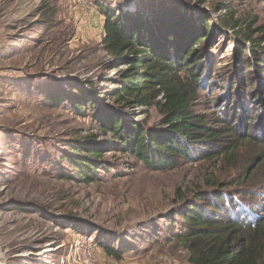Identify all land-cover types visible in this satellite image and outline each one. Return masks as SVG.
Listing matches in <instances>:
<instances>
[{"label": "rangeland", "instance_id": "rangeland-1", "mask_svg": "<svg viewBox=\"0 0 264 264\" xmlns=\"http://www.w3.org/2000/svg\"><path fill=\"white\" fill-rule=\"evenodd\" d=\"M172 1L217 29L210 46L206 40L197 46L207 59L201 77L207 89L194 110L227 112L236 100L246 114L239 126L255 140L232 154L159 170L110 151L103 157L108 172L95 182L61 178L70 172L61 161L66 142L104 138L89 107L77 110L66 95L104 92L112 86L106 80L117 78L109 68L113 58L102 48L100 8L134 12L142 0H0V264H87L78 247L71 251L85 234L95 238L93 264H190L175 238L184 224L175 212L212 187L264 215V112L250 103L264 72L243 71L235 55V36L254 21V27L264 24V1ZM118 110L147 127L160 121L153 107ZM260 156L249 174L252 159ZM106 246L120 253L118 259Z\"/></svg>", "mask_w": 264, "mask_h": 264}, {"label": "trees", "instance_id": "trees-1", "mask_svg": "<svg viewBox=\"0 0 264 264\" xmlns=\"http://www.w3.org/2000/svg\"><path fill=\"white\" fill-rule=\"evenodd\" d=\"M145 1L134 12L100 8L105 20L102 48L113 58L109 68L117 70V78L106 80L112 86L104 92L78 89L66 95L77 110L89 107L104 138L90 136L66 142L61 161H66L70 172L60 173L61 178L95 182L102 172H108L103 157L110 151L130 155L145 167L159 170L174 167L181 160H212L232 154L243 142L255 140L247 128L239 126L246 114L236 100L227 112L225 108L213 114L194 110L200 91L207 89L201 78L207 69L203 62L206 55L197 46L205 40L206 46L211 45L215 26L207 18L182 10L175 1ZM146 12L150 16H145ZM254 23L235 36V55L243 71L247 68L252 69L251 74H262L264 24L254 27ZM256 33L260 37L254 38ZM121 65H125L123 70ZM261 81L250 103L261 105L264 112V78ZM136 106L153 107L160 115L159 123L147 127L118 110ZM249 123L255 124V120ZM260 143L264 151V136ZM261 159H252L249 174ZM218 191L220 188L212 187V192H198L175 212L184 223L175 238L187 251L188 262L264 264V215L236 195ZM105 250L118 259V251L108 246Z\"/></svg>", "mask_w": 264, "mask_h": 264}, {"label": "built area", "instance_id": "built-area-1", "mask_svg": "<svg viewBox=\"0 0 264 264\" xmlns=\"http://www.w3.org/2000/svg\"><path fill=\"white\" fill-rule=\"evenodd\" d=\"M75 244L76 246L73 247L71 251H73V249H76L78 247L76 253L78 256L80 255L79 253L81 252L84 253V255L81 257L83 261H85L87 264L90 259H91L90 262L94 261L95 238L92 235H87V234L83 235L80 238V240H77ZM79 264L81 263L79 262Z\"/></svg>", "mask_w": 264, "mask_h": 264}]
</instances>
